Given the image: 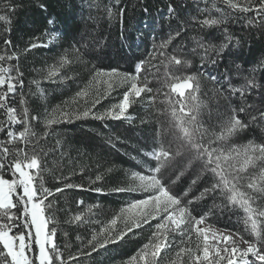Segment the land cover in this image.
Here are the masks:
<instances>
[{
    "label": "trees",
    "instance_id": "obj_1",
    "mask_svg": "<svg viewBox=\"0 0 264 264\" xmlns=\"http://www.w3.org/2000/svg\"><path fill=\"white\" fill-rule=\"evenodd\" d=\"M238 2L244 4L245 0ZM8 4L14 5V9L8 10ZM169 6L173 9L171 12ZM121 8L124 9L122 24L118 15ZM108 9L113 12L111 17L107 14ZM0 15H7L9 21H0V55L7 51L9 55L15 53L19 57L18 60L0 61V66L18 65L24 81V88H18L10 97L11 106L20 110L22 93L30 115L40 117L33 121L35 131H43L45 113L57 106L69 113H79L91 107L88 117L73 116L69 122L53 125L47 140L41 141L46 147L55 149L45 158L46 167L52 171L43 174L44 186L53 190L69 183L81 186L54 191V195L45 201V204L50 201L52 205L46 209L45 216L54 220L48 228L56 230V245L65 258L76 257L69 264H126L148 243L158 220L142 223L123 239L108 243L104 248L98 247V242L105 238L115 239L126 229L127 216L121 214V210L130 202L146 199L151 194L142 190L116 192L113 189L132 183L130 176L133 172L149 174L148 169L156 162L146 153L156 148L160 139L165 144L172 139L171 135L163 134L158 138L157 131L162 125L167 126L168 116L156 112L161 107L159 102L150 108L144 97L129 108L131 119L95 118L96 114L105 113L119 103L127 89L126 84H120L109 92L104 79L92 89L93 94L76 97L77 92L89 86L97 70L117 69L121 73H134L137 62L147 60L154 46L158 49L161 42L179 31L180 36L172 39L163 51L165 55L191 60V67L184 71L198 75L200 99L206 105L200 116L204 126L219 131V125L231 114V108L250 104L251 109L239 113L241 119L249 122V127L227 143L243 148L249 141L264 142V121L249 120L250 116L258 117L259 111L264 110V24H248L254 13L234 12L223 0H0ZM220 15L226 17V23L214 26L200 23ZM225 34L238 39V45H230L216 64L205 61L202 66L200 50L192 52L196 41L203 39L218 45ZM5 40L11 41L10 47L6 48ZM33 43L37 47L25 51ZM74 47H79L82 55L74 52ZM64 55L71 63L60 67L59 61ZM160 67L163 71V66ZM49 70L58 72V75L49 78ZM212 76L216 77L215 81ZM249 76H254L260 87L243 99L239 94L225 99L227 92L223 96L216 95L229 82L237 87L243 85ZM33 81L39 83L43 96ZM150 86L155 87V82ZM93 100L99 101L94 107ZM3 119L6 117L0 114V120ZM17 127L12 126V129ZM57 140L60 141L58 147ZM172 147L175 150L176 145ZM259 167L260 162L249 172L256 173ZM162 171L166 185L173 194L181 197L182 204L193 200L189 206L193 216L199 217L212 208L208 224L221 230L240 232L245 239H254L243 230L244 214L241 210L214 208V205L224 203L218 193L214 194L215 199L213 195L198 199L204 188L213 182L209 174L201 175L199 162L188 166L183 157H176L172 166ZM180 172L183 175H179ZM98 174L102 179L95 181ZM178 175L179 179H176ZM169 178L176 182L171 183ZM193 180H196L195 184ZM97 188L102 191H96ZM185 192L187 196H184ZM255 197L254 207L264 208V195L255 194ZM77 215L82 217L80 221L74 219ZM116 216L120 218L114 228H110L109 222ZM261 227L264 231V224ZM105 228L108 231H104ZM93 235L97 240L90 244ZM170 237L173 246L162 250L160 264H169L170 261L179 264L176 257L179 247L195 249L198 242L195 234H192L191 241L179 233ZM181 240H184L182 245ZM92 245H97L96 251L92 250ZM182 259L183 264H189L187 254H182Z\"/></svg>",
    "mask_w": 264,
    "mask_h": 264
},
{
    "label": "snow or ice",
    "instance_id": "obj_2",
    "mask_svg": "<svg viewBox=\"0 0 264 264\" xmlns=\"http://www.w3.org/2000/svg\"><path fill=\"white\" fill-rule=\"evenodd\" d=\"M223 3L234 12L254 13L248 20L250 26L264 24V0H245L244 4L238 0H223ZM6 7L8 10L14 9L12 4ZM40 7L43 8L44 5ZM172 10L169 6V11ZM107 14L109 17L113 15L111 9H108ZM123 14L124 9H119L121 24ZM0 21L8 23V16L0 15ZM226 22L224 15L200 21L202 26L221 25ZM178 36L179 31L161 42L158 49L154 46L147 60L137 62L134 73H121L117 69L97 70L93 76L97 83L100 82V77H107L103 82L109 92L114 86L127 85L119 103L112 105L105 113L96 114L95 118L104 119L105 116H110L114 119H131L128 116L129 108L144 97L150 108L159 102L161 107L156 109V112L168 116L167 126L162 125L157 131L158 138L162 134L172 137L167 144L160 139L158 146L146 153L156 162L148 169L149 174L133 172L130 176L132 183L126 187L113 189L116 192L142 190L151 194L146 199L130 202L122 209L121 214L127 213L126 229L118 233L115 239L105 238L98 242V247L104 248L108 243L123 239L134 228H140L142 223L158 220L148 243L130 257L127 264H160L162 250L173 246L168 236L170 232L179 233L182 237L187 236L188 241H191L192 234H195L198 241L195 249L179 247L176 252L179 264H183L182 254L188 255L189 264H264V231L261 227L264 224V208L254 207L255 194L264 195V142L249 141L243 148L227 143L238 132L249 127V122L241 119L239 113H246L253 106L245 104L231 108V114L219 125V131L206 128L200 119L201 110L206 105L200 99L198 75L187 74L184 71L191 67V60L183 56L165 55L163 51L172 39ZM238 43V39L225 34L223 41L218 45L203 39L197 40L196 48H193L192 52L197 53V49L200 50L198 54L201 56L202 66L205 61L216 64L230 45L235 46ZM4 44L8 48L11 41L5 40ZM35 47L37 45L33 43L25 51ZM73 51L82 55L79 47H74ZM213 53L215 55H212ZM6 59L18 60L19 57L15 53L9 55L6 51L0 55V61ZM68 63L71 61L64 55L59 61V66L63 67ZM54 75H58V72L48 73L49 78ZM22 77L23 73L18 65L0 66V89H3L0 91V114L6 117L0 120V133L3 134V138L0 139V264H69L76 257L70 255L65 258L56 245L54 241L56 230L48 228L49 223H54V220L45 216L46 209L52 205L50 201L45 204V201L54 195V191L62 192L64 188L81 186L69 183L65 184L64 188L55 190L44 186L43 174L52 171L46 167L45 158L49 151L55 149L46 147L41 141L47 140L53 125L69 122L73 116L88 117L91 114V107L79 113H69L57 106L56 109L45 113L43 131L37 133L33 121H38L40 117L30 115V108L22 93L19 101L20 110L11 106L10 97L17 93L18 88H24ZM211 79L215 81L216 77L212 76ZM154 82L156 86H150ZM33 83L43 96L39 83L37 81ZM90 87L91 82L88 87L77 92L76 97H88ZM258 87L260 86L254 76H249L245 78L243 85L237 87L229 82L222 90H218L216 95L223 96L227 92L228 96L225 99L237 94L243 99ZM98 102L93 100L92 107ZM257 119L264 121V110L259 111L258 117L255 115L249 117L250 121ZM12 126L18 127L13 130ZM173 144L176 145L175 150ZM59 145L60 141L57 140L56 146ZM176 157H183L188 166L193 162H199L201 175L209 174L213 182L210 187L204 188L198 199H203L207 195H213L215 199L214 194L218 193L224 203L214 205V208L220 211L225 208L229 211L241 210L244 214L243 230L254 239H245L240 232H229L208 224V217L213 214L212 208L199 217L192 215L189 206L193 200L182 204L181 197L173 194L165 183L162 170L172 166ZM258 162H260L258 171L249 172V169L257 167ZM179 175H183V172ZM179 175L176 179H179ZM101 179L102 176L99 174L95 177V181ZM169 179L173 184L176 182L175 179ZM192 183L195 184L196 180ZM96 191L102 189L97 188ZM184 196H187V192ZM119 218L120 216L114 217L109 222V227L114 228ZM74 219L80 221L82 217L77 215ZM104 231H108V228ZM96 240L97 237L93 235L89 243L92 244V241ZM180 244H184V240H181ZM92 250L96 251L97 245H92ZM169 264H177V261H170Z\"/></svg>",
    "mask_w": 264,
    "mask_h": 264
},
{
    "label": "rangeland",
    "instance_id": "obj_3",
    "mask_svg": "<svg viewBox=\"0 0 264 264\" xmlns=\"http://www.w3.org/2000/svg\"><path fill=\"white\" fill-rule=\"evenodd\" d=\"M49 71H50V70H49ZM104 79H107V77H100V78H99L100 81H102V80H104ZM94 81H95V82H94ZM96 84H98L97 81H96V80H92V82H91V87L88 89V90H89V94H90V93L93 94L94 91H93L92 89H93V88H96V86H95ZM91 90H92V91H91ZM83 98H84V97H83ZM128 111H129V110H128ZM128 116H129V115H128ZM14 199H15V198H14ZM126 207H127V206H126ZM126 207H125V208H126ZM125 215L127 216V213H125ZM213 227H214V226H213ZM215 228H216V227H215ZM217 229H218V228H217ZM33 231H34V229H33ZM172 234H174V233H171V232L168 233L169 240H170L171 242H172V238L170 237V235H172ZM126 264H127V263H126Z\"/></svg>",
    "mask_w": 264,
    "mask_h": 264
}]
</instances>
